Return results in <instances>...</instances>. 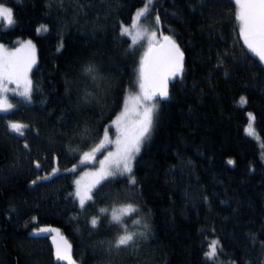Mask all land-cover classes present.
Listing matches in <instances>:
<instances>
[{"label":"trees","instance_id":"16d2710c","mask_svg":"<svg viewBox=\"0 0 264 264\" xmlns=\"http://www.w3.org/2000/svg\"><path fill=\"white\" fill-rule=\"evenodd\" d=\"M142 2L0 0L15 21L0 24V41L29 37L35 58L30 101L11 94L15 107L0 112V264H69L37 224L59 228L74 264H264V62L242 41L233 0H154L144 23L174 39L183 72L155 99L132 161L136 183L109 177L83 207L73 195L74 177L111 147L82 163L144 52L142 39L119 31ZM247 110L260 145L242 129ZM9 121L27 126L23 136ZM126 203L136 211L109 218ZM122 230L143 235L117 250ZM211 236L222 247L214 261L205 256Z\"/></svg>","mask_w":264,"mask_h":264},{"label":"snow or ice","instance_id":"6c2138e0","mask_svg":"<svg viewBox=\"0 0 264 264\" xmlns=\"http://www.w3.org/2000/svg\"><path fill=\"white\" fill-rule=\"evenodd\" d=\"M154 0H146L145 7L138 10L133 19V24L131 29L139 28V21L146 18L147 15L152 11L151 4ZM233 3L239 7V12L237 13L236 19L239 22V35L243 38L244 43L247 45L248 49L258 57L259 61L264 62V0H233ZM0 19L6 20L8 25H13L15 23L13 18V13L10 8L0 6ZM156 21L159 22V17H156ZM40 31H47L46 26H41ZM122 35H132V30L129 27L122 28ZM148 35L151 41L156 37V33L152 32L147 34V30L137 31L136 35L133 36V41L138 42V38H143ZM163 40L169 44V54H168V71L164 73L163 76H158L156 72H151L147 63L149 53L145 54V59L141 63L139 70L140 77V89L143 91L142 96H137L134 101L139 105L141 102L144 103V108L141 114V118L137 121L134 129L122 133V138L116 141L117 151L116 153H108V156L104 160L100 161V170L95 174L96 179L93 183L81 188V181L77 180V190L76 197L79 199L80 205L83 207L87 201L92 199V189L99 184L101 181L115 176L120 175H131L132 173V161L141 151V146L144 141L150 135L151 129L153 127L154 118L157 112V105L155 99L157 96L160 98L168 97L167 82L168 78H176L180 76L183 72V53L180 51L179 46L176 45L175 41L169 36H164ZM22 49L29 50V53L34 51V45L31 41H27L22 48H18L15 52L9 53L4 49L3 45H0V112H9L15 106L8 103L7 94L12 92L13 94L23 97L25 100L30 101L32 92V82L28 78V73L31 71L33 64H35V58L33 55L29 54L26 57H20L18 54ZM151 52V45L149 48ZM88 72H92L93 69L89 67L86 69ZM14 82L17 84V88L9 89L6 87L5 82ZM23 82V90H19V86ZM157 82L159 87H157ZM151 85V87H149ZM247 103L245 97H241L239 104L241 106ZM121 116H118L113 124L117 127L120 125ZM249 124L245 129L246 135H254V122L255 117L249 113ZM10 130L15 132L19 136H23L24 131L27 126L20 123L12 122L9 124ZM106 142H111L108 140V131L105 129L104 139L101 143L92 150V152H86L83 155L82 163H86L89 160L94 159V154L105 147ZM27 147V145H25ZM229 164H233L234 161L229 160ZM39 167V163L36 164ZM57 169L53 170V174L57 172ZM49 177H38V180H47ZM37 181H33L35 184ZM132 184L136 183L134 177L129 181ZM103 211V210H102ZM136 211L135 208L129 206L127 208L121 209L120 213L117 214L115 211L112 214V220L114 222H121L124 215H128L131 212ZM91 223L93 225L97 224V219L93 218ZM58 231L51 228H38L36 229V235L39 236L42 233H51ZM137 235H143L142 233H132L127 232L121 235L115 241L114 247L119 250L121 247H128L132 245L136 239ZM222 252V247L219 246V241L213 240L209 244V250L205 253V256L209 260H215L218 258L219 252ZM70 246L67 245L66 241L62 240V243H58L56 246V258L59 261L67 260L69 264H74L71 260L68 252Z\"/></svg>","mask_w":264,"mask_h":264},{"label":"rangeland","instance_id":"374dc122","mask_svg":"<svg viewBox=\"0 0 264 264\" xmlns=\"http://www.w3.org/2000/svg\"><path fill=\"white\" fill-rule=\"evenodd\" d=\"M142 1H143L142 4H139V5L134 7V9L132 10L130 19L127 22H120V24H119V31L121 33H122V28L123 27H129L130 30H132V35L131 36L127 35L131 40H133V36L136 35L137 31H143V30L146 29L147 30V34H150L152 32L156 33V31L154 29H152V28H150L148 26L147 22L144 23L143 19H141L139 21V28L138 29H131V25L133 24V19L135 17V14L137 13L138 10H141V9H143L145 7L146 0H142ZM0 6L9 8L7 5L2 4V3H0ZM238 12H239V7L237 5H235L236 16H237ZM0 24L1 25H6L7 21L3 20V19H0ZM41 26H43V25H41ZM41 26H39L37 28V30L39 28H41ZM238 28H239V22H238ZM139 39H142L144 41L145 48H144V52L142 54V57L140 58V61H138V63L134 66V71H133V75H132V79H131V84L126 86V88L124 89L120 107L116 110V112L108 120L107 125L104 127V129L102 131V134L100 136V140L97 142L96 146L91 148L90 150L92 151L94 148H96L101 143V141L104 139L105 129L106 128H107V131H108V140L111 141V143H112L111 147L109 148V150H107V152L105 154H103L102 156H100L99 158L96 159V163L93 166L82 168L78 172V174L74 177V180H73V195H74L76 201L78 202V204H80L79 203V199L75 195L76 190H77L76 181L77 180L81 181V185H80L81 188L93 183L94 180L96 179L95 174L99 172L100 167H101L100 161L104 160L105 157L108 156L109 152L116 153V151H117L116 141L118 139L122 138V133L134 129L136 124H137V121L141 118V114H142V111H143V108H144L145 105H144L143 102H141L139 105H137V103L134 101L133 98H135L137 96H142L144 94L143 91L139 87V85H140L139 70H140L142 61H144L146 47L150 43H152L153 41H156L158 39V35L156 33V37L153 38L151 41L149 40L148 35H145L143 38H138V40ZM241 39L244 42L242 37H241ZM27 41H31V43L33 45V42H32V40L29 37L21 38L19 36L14 38V43L11 44V45H7V44H5V43H3L1 41H0V45H3L4 49H6L7 52L12 53V52H15L16 49L22 48V45H24ZM246 47H247V45H246ZM29 54L34 56V51L29 53V50L22 49V51L18 55L20 57H26ZM5 85L9 89L17 88V84L14 83V82L6 81ZM19 90L20 91L23 90V82H21V84L19 86ZM11 94H13V93L9 92L7 94V100H8V103H10V104H12V102L10 101V95ZM13 95H16V94H13ZM239 101H240V99H239ZM122 113L124 115L121 118L119 127H117V126H115L113 124V121H115L118 116H121ZM245 113H246L245 114L246 115V119L243 122V127H242L244 132H245L246 127L249 124V115L248 114L251 113V112L247 110ZM12 122H16V121H9L8 122V126ZM16 123H18V122H16ZM249 136H251V137H253L255 139L257 145L261 144L260 139H259V137H258V135H257V133L255 131V128H254V135H249ZM126 176L128 177V179L132 178L131 175H126ZM129 206L132 207V204L126 203L124 205H119V206L113 207L110 210L111 214H113L114 211L117 214H119L121 209L127 208ZM93 218L94 217H92L90 220L92 221ZM109 218L112 219V216L110 214H109ZM38 228H51V229L58 230V231H54V232L48 233L50 241H51L52 246H53V250H54L55 256H56V246H57L58 243H62V240H63V241L67 242V245H69L67 239L64 237V235L60 232L59 228H57L56 226L51 225V224H39V225L37 224V225L32 227V230L36 231V229H38ZM122 231L123 232H121L119 234V236L124 235L127 232H129V231H124V230H122ZM213 240H216L215 236H211L209 238V240L207 242V247H206L205 253L209 250V244ZM68 254H69V252H68ZM229 262H230V264L233 263L231 260Z\"/></svg>","mask_w":264,"mask_h":264},{"label":"water","instance_id":"95a60500","mask_svg":"<svg viewBox=\"0 0 264 264\" xmlns=\"http://www.w3.org/2000/svg\"><path fill=\"white\" fill-rule=\"evenodd\" d=\"M164 36H169L168 34L161 35L156 41L150 43L145 50V54L149 53L148 55V66L150 73L156 72L158 76H163L165 72L168 71V54H169V44L163 40ZM172 38V37H171ZM174 41V39L172 38ZM151 45V52H149V48ZM145 59V56H144ZM157 87H159V83L157 82ZM151 87V85H149Z\"/></svg>","mask_w":264,"mask_h":264}]
</instances>
